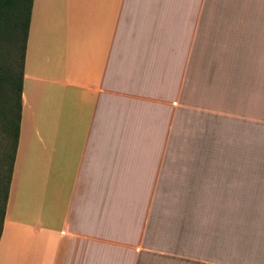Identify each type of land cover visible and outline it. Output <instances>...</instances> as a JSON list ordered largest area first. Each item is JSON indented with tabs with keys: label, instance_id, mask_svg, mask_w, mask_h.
Returning a JSON list of instances; mask_svg holds the SVG:
<instances>
[{
	"label": "crops",
	"instance_id": "1",
	"mask_svg": "<svg viewBox=\"0 0 264 264\" xmlns=\"http://www.w3.org/2000/svg\"><path fill=\"white\" fill-rule=\"evenodd\" d=\"M0 264H264V0H33Z\"/></svg>",
	"mask_w": 264,
	"mask_h": 264
},
{
	"label": "trees",
	"instance_id": "2",
	"mask_svg": "<svg viewBox=\"0 0 264 264\" xmlns=\"http://www.w3.org/2000/svg\"><path fill=\"white\" fill-rule=\"evenodd\" d=\"M32 1L0 0V234L20 131Z\"/></svg>",
	"mask_w": 264,
	"mask_h": 264
}]
</instances>
